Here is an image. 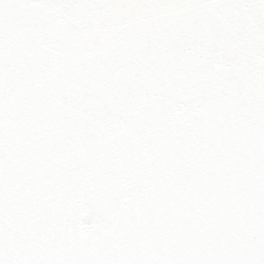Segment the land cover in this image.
I'll use <instances>...</instances> for the list:
<instances>
[{
  "label": "snow or ice",
  "instance_id": "1",
  "mask_svg": "<svg viewBox=\"0 0 264 264\" xmlns=\"http://www.w3.org/2000/svg\"><path fill=\"white\" fill-rule=\"evenodd\" d=\"M0 264H264V0H0Z\"/></svg>",
  "mask_w": 264,
  "mask_h": 264
}]
</instances>
